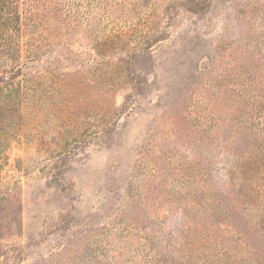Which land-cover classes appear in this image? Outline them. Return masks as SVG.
Instances as JSON below:
<instances>
[{"label":"rangeland","instance_id":"rangeland-1","mask_svg":"<svg viewBox=\"0 0 264 264\" xmlns=\"http://www.w3.org/2000/svg\"><path fill=\"white\" fill-rule=\"evenodd\" d=\"M18 13L0 27V264H217L206 235L256 242L264 202L234 192L231 149L249 148L230 138L260 80L264 0Z\"/></svg>","mask_w":264,"mask_h":264},{"label":"trees","instance_id":"trees-1","mask_svg":"<svg viewBox=\"0 0 264 264\" xmlns=\"http://www.w3.org/2000/svg\"><path fill=\"white\" fill-rule=\"evenodd\" d=\"M18 23V0H0V27L14 24L18 26ZM260 38L261 47L256 50L255 59L252 62L256 65L253 69L256 73L255 77L260 78V80L257 81L254 88L250 87V91L243 87L245 91H240L238 94L244 103H250L251 111L247 115L241 114L235 128L236 133H234L237 136L230 138L231 142H245V146L249 148L245 152L237 150L236 147L231 149L234 154L232 166L235 167L233 185L237 187L234 192L249 196V206H254L250 202L252 198L264 202V29ZM4 42L5 40L1 41L3 46ZM253 149L257 152L252 156ZM233 195L232 197L236 199V195L234 193ZM231 208L236 209V204ZM256 212L257 217L254 215L256 220L253 223L255 226L253 231L259 234L255 237L256 242L250 241L244 233H239V238L242 239L243 243L239 244L238 242V245L235 243L228 244L233 242L226 237L217 239L218 237L213 235H206L205 238L210 241L217 264H261L256 256L257 254H264V206L257 207ZM244 222L246 223V221ZM247 222L249 223V219ZM223 231L227 236L239 232L232 225L225 227Z\"/></svg>","mask_w":264,"mask_h":264}]
</instances>
